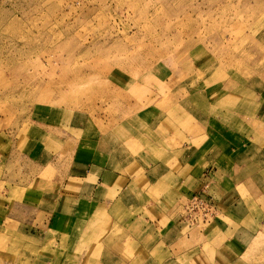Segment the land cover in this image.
Wrapping results in <instances>:
<instances>
[{"label":"crops","instance_id":"0c3cea01","mask_svg":"<svg viewBox=\"0 0 264 264\" xmlns=\"http://www.w3.org/2000/svg\"><path fill=\"white\" fill-rule=\"evenodd\" d=\"M200 68L168 92L153 81L126 118L72 113L61 135L45 130L57 118L35 122L41 144L24 155L35 177L2 182L0 264H264V55L251 73ZM129 84L145 90L113 85ZM4 157L0 180L12 175ZM192 195L218 214L184 235Z\"/></svg>","mask_w":264,"mask_h":264},{"label":"rangeland","instance_id":"374dc122","mask_svg":"<svg viewBox=\"0 0 264 264\" xmlns=\"http://www.w3.org/2000/svg\"><path fill=\"white\" fill-rule=\"evenodd\" d=\"M263 29L264 0H0V174L4 155L13 161L0 195L5 179L7 186L35 177L24 155L41 140L37 123L57 118L45 130L61 135L59 123L72 113L100 125L129 117L148 103L154 82L168 92L181 70L206 62L251 73L264 55L254 39ZM123 80H139L144 92L117 90ZM187 201L183 234L195 235L217 215L190 225Z\"/></svg>","mask_w":264,"mask_h":264},{"label":"built area","instance_id":"2783aa9c","mask_svg":"<svg viewBox=\"0 0 264 264\" xmlns=\"http://www.w3.org/2000/svg\"><path fill=\"white\" fill-rule=\"evenodd\" d=\"M185 214L188 223L197 226L215 217L217 210L209 200L199 195H192L187 201Z\"/></svg>","mask_w":264,"mask_h":264}]
</instances>
